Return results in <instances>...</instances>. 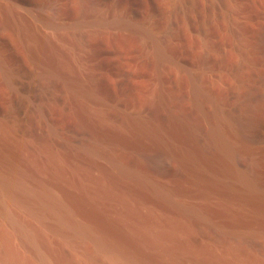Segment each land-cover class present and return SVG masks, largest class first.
I'll return each instance as SVG.
<instances>
[{"label": "bare ground", "instance_id": "1", "mask_svg": "<svg viewBox=\"0 0 264 264\" xmlns=\"http://www.w3.org/2000/svg\"><path fill=\"white\" fill-rule=\"evenodd\" d=\"M260 101L239 113L214 103L202 127L170 110L166 123L98 115L66 152L34 147L28 168L2 149L1 215L46 264H264V93ZM11 133L0 121V140ZM121 144L132 162L119 159ZM53 241L80 250L71 260Z\"/></svg>", "mask_w": 264, "mask_h": 264}, {"label": "rangeland", "instance_id": "2", "mask_svg": "<svg viewBox=\"0 0 264 264\" xmlns=\"http://www.w3.org/2000/svg\"><path fill=\"white\" fill-rule=\"evenodd\" d=\"M263 93L264 0H0V121L12 131L0 150L26 168L39 145L66 152L98 115L166 123L170 110L202 127L214 103L244 112ZM128 145L116 147L125 163ZM1 214L5 264H46Z\"/></svg>", "mask_w": 264, "mask_h": 264}]
</instances>
